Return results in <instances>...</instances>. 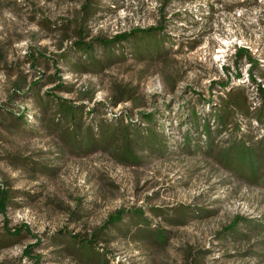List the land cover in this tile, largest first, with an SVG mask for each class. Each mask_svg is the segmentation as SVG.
Wrapping results in <instances>:
<instances>
[{"label":"rangeland","instance_id":"obj_1","mask_svg":"<svg viewBox=\"0 0 264 264\" xmlns=\"http://www.w3.org/2000/svg\"><path fill=\"white\" fill-rule=\"evenodd\" d=\"M84 3L0 0V264H102L79 240L107 264H264V184L217 158L239 140L264 153V0H95L86 19ZM81 28L101 64L74 53ZM57 97L78 106L89 145L73 142ZM229 97L247 115L231 108L217 134L211 114Z\"/></svg>","mask_w":264,"mask_h":264},{"label":"trees","instance_id":"obj_2","mask_svg":"<svg viewBox=\"0 0 264 264\" xmlns=\"http://www.w3.org/2000/svg\"><path fill=\"white\" fill-rule=\"evenodd\" d=\"M96 8L98 6L95 3V0H85V3L82 6V11L84 13V19L88 18L89 16L96 13ZM139 29L132 30L129 33L122 32L119 34H116L113 36L110 40H97V43L101 45L102 47H112V45L118 44L120 42H123L125 39L132 37L136 33H138ZM159 28H149L147 30H143L144 33L143 39L145 38L148 41L155 40V34L154 32H159ZM79 40L74 43V53L78 54L79 59H85L82 62L85 65L88 64H101L105 58H102L98 60L95 55H93L94 51V45L90 43L84 42V33L82 28L78 32ZM247 52L245 48H238L237 53L242 54ZM63 58V61L65 63H68L72 68L75 67L76 69L85 70V67H81L79 65H75V60L72 58H65L63 55L61 56ZM111 58V55L107 57V59ZM80 64V63H79ZM264 78V75H262ZM59 88H63L66 91H72L67 90V84L62 80V78H59ZM21 87L19 86L17 88V91H20ZM231 93H229L230 95ZM93 97H90L92 99ZM260 98L261 100H264V89H260ZM228 98L227 102L225 103V106L223 108V111L218 112L216 114L212 113L211 117H214V122H218V126L220 127L217 131V134H220L222 129L226 126H229L232 124V116L234 115L233 110L231 108L236 109L237 111H241L242 114L245 116L247 115V112L244 110V105L241 104L236 98ZM56 104L58 106V109L61 113L60 117L62 118V121H66L67 124L72 125L71 127L68 126L66 129L69 134H71V137H73V142L77 143L80 142L79 138L81 139V144L86 143L89 145L91 143V137L90 140L87 138L90 136L91 127H87L85 130V136H82V127H81V133L79 131L80 122L77 120L78 111H76V108L78 106L71 105L69 101H67L64 98H55ZM34 104H39V102H33ZM238 113V112H237ZM40 119V118H39ZM148 123H152V117L151 115L147 114L143 118ZM41 120L45 122V118L41 117ZM47 124V121L45 122ZM203 134L206 135L208 138V144L211 145L213 143L212 136H211V127L209 126V122L207 125L202 127ZM79 131V132H78ZM148 133L153 134V138L157 137L156 133L153 131V129H148ZM124 133L126 134V141L128 143L129 140L141 141L143 137V133L141 131L140 126H132L128 125L127 128L124 130ZM202 134V135H203ZM114 135V138L117 136L116 132L113 131L111 136ZM201 135V136H202ZM87 139V140H86ZM130 145L127 144V148ZM127 153H130L129 150H127ZM263 153V152H262ZM217 158H219L220 162L224 163L227 167H229L231 170L236 171V173L248 180L252 183H262L264 184V153L258 154L255 151V145L248 143L246 140L242 141H235L231 146L224 150H217ZM246 170V171H245ZM262 171V174L259 175V172ZM11 201V195L9 194V190L5 188H0V212L2 214L5 213V211L8 208V205ZM123 217V211H118L114 216H112L109 221L107 222L105 229H109V226H116V223H121ZM237 225V221L230 227V229H233ZM118 227V226H117ZM120 227V226H119ZM22 230V228L20 229ZM101 232V231H100ZM161 236V235H160ZM163 238V237H162ZM79 245H81V249L86 250L89 253H92L94 255V258L96 261L102 260V264H107L108 260L105 256H103L98 250H96V247L94 244V240L90 241H81L79 240ZM30 251V249H29ZM99 259V260H98ZM101 262V261H100Z\"/></svg>","mask_w":264,"mask_h":264}]
</instances>
